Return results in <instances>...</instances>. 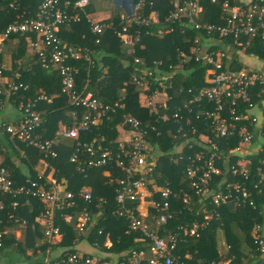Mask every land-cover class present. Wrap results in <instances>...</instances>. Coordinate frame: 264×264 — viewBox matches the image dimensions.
Returning a JSON list of instances; mask_svg holds the SVG:
<instances>
[{
  "label": "built area",
  "instance_id": "2783aa9c",
  "mask_svg": "<svg viewBox=\"0 0 264 264\" xmlns=\"http://www.w3.org/2000/svg\"><path fill=\"white\" fill-rule=\"evenodd\" d=\"M37 1L39 6L36 17L30 18L28 16L32 11L21 7L22 0H11L9 7L17 10V20L9 24L0 37V51L11 35L34 34L35 38L29 40V49L40 57L43 68H55L59 71L61 94L67 99V104L73 107L71 115L75 123L70 128L60 129L51 140H36L33 135L43 124V117L35 110L36 101L22 96L19 101L22 117L18 124L6 126L5 131L12 139L29 141L46 156L54 158L57 157L54 147L59 146L63 139L76 141L70 162L77 165L80 173H85V167L103 169L110 166L119 169L116 190L118 206L114 215L126 220L130 233L138 234L140 241L150 244L147 250L131 251L121 259L102 258L74 249L67 251L65 255L63 252L56 257L47 256L37 264H181L178 255L181 242H185L186 237L199 238L200 231L209 228L213 219L220 220L218 209L230 205L243 209L257 207L255 198L264 196V171L262 167H258V176L253 174L250 157L264 154V109L260 108L259 103L253 104V100L255 86L264 84V77L255 70L235 67V55L241 48H236L234 52L224 46L222 41L231 40L235 47L249 45L250 39H260L264 43V0H163L169 7L168 14L164 16L158 12L150 16L142 15V11L147 6L153 7L154 2L141 0L136 3L133 15L120 14L117 35L136 63L131 73V82L138 89L153 93L147 105L153 120L144 122L139 118L123 115V123L130 131L129 139L120 142L115 151H103L100 158L86 162L82 161L84 152L95 156L98 150L94 143L82 142L81 135L104 119L109 120L118 115L123 105L120 102H103L92 91L77 89L79 69L74 66V62L84 60L94 67V61L81 47L64 44L58 33L61 28H70L87 19L92 34L100 36L104 33L105 25L91 22L87 18L86 9L90 0H77L75 3L63 0ZM212 8L219 15V24L200 21L199 17L207 11L213 12ZM176 23H181L183 33L188 30L196 33L193 40L187 41L190 43V51L187 53L181 50V68L189 60L204 64L207 68L206 85L196 89L181 87V107L168 114L161 111L167 110V107L158 105L156 95L160 91L168 94L173 81L148 67L137 56V50L143 49L145 38L163 37L172 33ZM155 26L158 27L154 31ZM135 27H143V30H136ZM154 66L160 69L162 63L155 62ZM174 68L173 65L170 66L171 71ZM4 76V69L0 64V103L5 98L15 99L22 91H29L28 85L5 82L2 78ZM262 93L263 91L257 93V98H261ZM38 100L49 101L44 95ZM171 121L178 124L174 137L181 135V139H185L181 148H176L175 154L178 157L174 160L183 161L188 157L190 162L184 172L185 176L191 182L190 188L200 197L202 205H205L202 207H207L210 213L205 222L178 225L173 227L175 230L169 226L175 220V214L181 212L173 209L176 195L169 187L151 186L150 175L153 174L156 163L149 161L155 155L154 152L151 153V140L154 136L160 138L162 133L157 125ZM196 124H201L205 130L198 141L201 148L195 155L187 154L183 150H193L197 145L195 140L188 139L187 131L189 129L192 134H196ZM217 138L241 140L232 153L242 160L224 171L219 165H226L229 159L223 157L224 150ZM254 138H257V144L250 150ZM206 150L209 155H206ZM262 163L264 164V158ZM48 182V187L33 180L26 185L15 186L9 170L1 168L0 212L6 207L3 199L5 196L13 198L11 206L14 210L21 205L19 199L26 203L31 199L39 200L44 205L40 221L46 228V241L53 244L62 236L60 227L55 224L58 211L76 209L78 196L87 203H91L94 197L91 191L82 190L76 194L61 190L55 181ZM181 202L184 207L190 206L191 199L187 192ZM10 216L16 219L14 213ZM60 216L65 222L72 220L70 214ZM149 217L154 220V225L147 221ZM91 223L92 216L85 209L77 223L78 240L88 235ZM4 235L0 230V247ZM254 238L259 254L256 264H264V229L261 232V227L257 226ZM187 257L190 258L189 255ZM223 264H230L229 259L226 258Z\"/></svg>",
  "mask_w": 264,
  "mask_h": 264
},
{
  "label": "trees",
  "instance_id": "16d2710c",
  "mask_svg": "<svg viewBox=\"0 0 264 264\" xmlns=\"http://www.w3.org/2000/svg\"><path fill=\"white\" fill-rule=\"evenodd\" d=\"M11 0H0V35H3L9 24L17 20V10H12L9 7ZM21 7H26L32 11L28 16L30 18L36 17V11H38V1L37 0H22L20 3ZM166 8V5H165ZM210 18L207 23L219 24L220 19L217 11L212 8ZM149 7L142 11V15H147ZM169 8L167 7L164 14H168ZM120 21L115 18L116 29L119 28ZM144 27V26H143ZM143 27H135L136 30H143ZM158 26L153 27L155 31ZM168 28V26H164ZM181 23L175 24V30L166 34L163 37L153 36L145 38L143 44L145 45V50L140 48L137 50V56L141 58L142 61H154V60H164L167 65H179L181 64V50H185L187 53L190 51V43L196 37L194 31H181ZM69 31H64L62 37L68 41L69 46L81 47L84 51L88 52L94 61V67L88 61H78L74 62V66L79 69L77 75V89L79 91L87 90L92 91L95 96L99 99L105 101L114 100L117 98V91L120 88H127L128 91V109L127 112L134 114L135 116L142 119V121H148V113L145 110L139 109L138 107V92L137 87L131 82V72L134 71L135 61L133 57L128 55V48L120 43L117 37V32L114 30L107 31L104 42L97 44V35L92 34L90 30V24L85 20L80 24H75L70 28ZM35 35L31 34H18L11 35L7 41L13 42L15 49L13 50V71L12 76L13 83H23L29 86V91L21 92L15 97L16 103L18 104L21 97L30 98L32 101H36L35 110L43 117V124L36 129L33 137L36 140H51L55 137L56 133L61 129V124L66 128H70L75 123L73 116L71 115L73 107L67 104V99L61 94V75L59 71L55 68L45 69L41 64L40 57L33 53H29V40L34 39ZM224 41V42H223ZM222 43L224 46L229 47L231 50L236 52V48L248 47L246 51L250 55L259 56L264 60V43L260 39H250L249 45L243 47H235L231 40L223 39ZM106 53L104 58L105 65L110 66V73L102 78V72L99 68L96 55ZM2 53L0 52V62ZM122 60L129 61L130 64L128 68L124 69L121 64ZM97 64V66H96ZM236 67V66H235ZM238 68V67H237ZM206 66L200 62H195L194 60H189L181 68L180 76L175 80V87L171 90L170 94L175 98L179 96V91L181 87L183 88H200L206 85L205 74ZM187 71V74L184 72ZM6 74V71H4ZM16 74L19 78H16ZM128 83L127 85H125ZM102 87V88H101ZM254 100L253 104L261 103V99L264 100V84L255 86ZM261 94V98H257V93ZM42 95L46 96L48 100H38ZM12 98V100H15ZM171 114L175 111V104L170 105ZM80 118L76 121H79ZM122 116H113L111 119H104L100 124L93 126L88 132L81 135V141L85 143H94L97 147L98 153L95 156H89L85 151L82 156V161L86 162L89 160H95L100 158L103 151L110 150L115 151L118 146V125L122 122ZM155 123V121H154ZM197 125V124H196ZM158 129L161 131V137L151 140V146L155 147L154 140L161 150H163V156L157 161L156 168L153 172L154 176L162 174L158 183L164 187H169L172 189L176 198L173 199V209L181 210L177 212V219L171 222L170 228L178 225L193 224L195 222L202 223L205 222L204 214L198 211L202 208V203L200 202V197L196 195V192L190 188V180L185 176V170L189 164L188 157H185L183 161H175L178 154H175L176 148H181V143L185 139H181V135L178 138L174 137L178 124L174 122H169L165 124H158ZM198 130L196 134H192L188 129V139L195 140L196 144L193 150L185 149L187 154H196L200 150V145L198 144L200 135L205 133L204 128L201 124H198ZM124 128L126 126L124 125ZM127 129V128H126ZM168 130V131H167ZM6 132V131H5ZM254 133V132H253ZM257 135V132L255 131ZM4 141L0 144L1 148H5V161L1 168H6L9 170L10 175L12 173L11 179L13 180L15 186L26 185L28 181H38L43 183L45 187L50 184L48 180L38 176L35 172L34 167L37 165L38 161L42 158L48 162L47 174L56 179L58 183L67 186V190L72 191L76 194L81 192L85 186H89L93 191V201L87 203L83 198L77 197L78 207L73 210H63L58 211L55 224L60 227L61 235L64 237L62 246L72 245V241L79 238V230L77 228V223L85 209H88L92 216V223L90 224L87 234H89V240L93 244H104L106 240L105 237L108 233L111 235L112 246L107 248L110 251L117 253H130L134 250L148 249L150 244L148 242H142L139 239V235L136 233H129V226L125 219L117 217L114 215V211L117 209L116 202V190L118 188L117 183L110 182V179L105 176L104 172L109 169H116L117 176L120 174V170L110 166L103 169L98 168H87L85 173H80L77 171V165L70 162V155L72 151L71 144L64 145L62 149H59L60 154L57 158L46 156L37 147L33 146L29 141H20L17 139H12L11 136L6 132ZM216 139V138H215ZM257 139V138H256ZM252 141L250 150H252L256 145V140ZM223 147V157L228 158L229 162L225 164H220V168L224 171L229 166L242 160L241 157L233 154L236 147L240 143V139H218ZM21 151L24 152L21 155ZM154 152V148L151 153ZM206 155H209L208 150L205 151ZM233 154V155H232ZM18 156L21 161V166L16 165L13 162V156ZM195 157V156H194ZM196 158V157H195ZM208 158V157H207ZM264 154L260 156L250 157V166L253 169V174H259L258 167H262L264 171V164L262 163ZM149 161H154V159H149ZM175 161V162H174ZM220 163V162H219ZM222 163V162H221ZM22 166H25L30 171L28 176H23L21 174ZM31 178L30 180H27ZM188 193L191 199V204L189 207H184L182 204V198L184 193ZM5 201V209L0 212V230L11 228L13 224L8 223V220L13 218L10 216L14 213V221L16 224H23L24 221L28 220V242L25 246L15 239L12 234L4 235L1 241L0 252L8 256L16 255L19 258L27 255L28 250L37 251L41 246H35V237H41L42 234L45 238L46 228L45 226L36 227L32 229V224H34L36 217L44 211V205L37 199H31L30 203H26L14 210L10 205L13 198L10 196L3 197ZM257 207H247L238 208L235 205L223 206L218 209L220 214V220L213 219V225L211 227L204 228L200 231V237L187 238L181 242L178 250V255L180 256L181 264H219L220 256L216 251V239L213 234V229L216 230L217 227L222 228L227 236V242L231 245L229 249L230 254L228 259L231 258V264H244V260L248 259L254 264L258 261V252L255 245V230L257 226L264 229V196H257ZM22 201V199H19ZM30 209L34 210L30 212ZM12 210V211H11ZM10 213V214H9ZM65 214H70L72 216L71 222H65L63 217L60 216ZM26 219V220H25ZM6 226V227H4ZM212 232V233H211ZM181 234V239H182ZM139 239V240H138ZM186 240V239H185ZM47 246H51L47 244ZM250 247L248 254L246 255L243 250ZM46 249L47 247H43ZM42 249V248H40ZM67 251L64 253V255ZM189 254L190 258L186 257ZM33 264V263H29Z\"/></svg>",
  "mask_w": 264,
  "mask_h": 264
},
{
  "label": "crops",
  "instance_id": "0c3cea01",
  "mask_svg": "<svg viewBox=\"0 0 264 264\" xmlns=\"http://www.w3.org/2000/svg\"><path fill=\"white\" fill-rule=\"evenodd\" d=\"M76 1L77 0H63V2H71V3H75ZM139 1H141V0H90V5L86 9L87 18L91 22L100 23V24L105 25L104 33L102 35L98 36V38L96 39V43L100 44V43L104 42V37H105L107 31L114 30L116 33L118 28L116 29L115 18H118V20L120 21V14H122V13L127 14V15H133L135 13L136 3ZM144 1L154 2V6L149 7L148 16H150L151 14H153L155 12H158L163 16L166 15V14H164V11L168 7V5H166L163 2V0H144ZM114 3H116V6ZM165 5H166V8H165ZM113 6H115L116 8H113ZM107 9L111 10V13L108 14L106 17H100V14L102 13V11L107 10ZM210 15H211V13H208V11H207L204 15L199 17V20L207 23L209 18H210ZM86 21L88 23L87 19H86ZM119 25H120V23H119ZM69 30L70 29H67V28H61L59 33H58L62 42L68 46L70 44L68 43V41H66L62 37V33L64 31L67 32ZM1 36L2 35H0V37ZM97 40L99 42H97ZM14 44L11 41H6L2 46V51H0L2 53L0 64L3 67L4 71H6L5 76L2 77L5 82H12L11 81L12 76H14V73L11 74V72L13 71V68H14L13 67V62H14L13 61V53H11L9 50V45L10 46L13 45V49H15ZM143 46H144L143 49L140 48L141 50H145V45H143ZM247 50H248V47H245L244 51H242L240 49L236 53L235 59H234V62H235L234 66H236L238 68H246V69H250V70H255V71L261 73L264 77V60L262 58H260L259 56H256V55L252 56V55L248 54L246 52ZM29 53L31 55H33V53L30 52V49H29ZM105 57H106V53L96 55V59L98 61L99 68L102 72V78L101 79H104L105 76L108 75V72L110 73V66L105 65V63H104ZM155 62H161L162 63V66L160 69H158V68L156 69V67L154 66ZM121 64L123 65V68L126 69V68H128V65L130 64V62L126 61V60H122ZM146 64L148 65V67H151L154 70H157L162 76H168L170 78V81H173L172 82L173 85H172L171 90L174 89L175 84H176L175 80L180 76L179 74L181 72V64H179V65H173L172 64L175 67L173 71L170 70L171 65L170 64L167 65L164 60H154V61L146 60ZM96 66H97V64H96ZM184 73L187 74V71H185ZM18 75L16 74V78H19ZM127 84L128 83H126L125 85H127ZM136 91L138 92V107H139V109L147 111L148 121L153 120L149 115L150 111H149V108L147 106L148 101H149V97H151L153 93L144 92V91L138 89V87H137ZM170 91L168 92V94H165L164 92L160 91L162 98H164V99H162L161 102L158 101L157 103L161 107L162 106L167 107V110L162 109L161 111L170 112L171 111L170 105H172V104H175V106H176L175 110L177 108L181 107V102L183 101V99L181 97V89L179 91V96L177 98L176 97L174 98L173 97L174 95L172 96L170 94L171 93ZM128 96H129V94H128L127 88L124 87V88H120L117 91V98L116 99L109 100V101H105L103 99H100V100L103 102H106V103L120 102L123 105V108L119 111V114L115 115V116L121 115L122 119H123V115H128V116H133V117L139 118V117L135 116L134 114L127 112ZM260 108L264 109V100L263 99H261ZM21 113L22 112L20 111L19 103L17 104L11 98H5L0 103V144L4 141L3 139L5 138L4 136L6 133L5 132L6 126L18 124L19 120L22 117ZM140 120H142V119H140ZM60 126H61V129L65 128V126L62 124ZM126 128H124V123L122 120L121 124L118 125L119 138H118L117 144H119L120 142H122L124 140L129 139L130 131L128 130V128L127 129ZM156 143H157V141L155 139L154 140L155 147L154 146H152V147L154 148V153H155L153 162H155L157 164V161L164 155L163 154L164 152H163V150H161L160 146ZM68 144H71V148L74 146L72 148V151H73L75 146H76V141L71 140V139H63L62 143L59 146L54 147V150L57 154V157L60 154L59 149H62L64 147V145H68ZM5 152H6V149L1 148V150H0V169H1V167L5 161V157H4ZM23 154H24V152L21 151V155H23ZM71 154H69V155L71 156ZM12 159L16 165L21 166V161H20V158L18 156L14 155ZM47 168H48V162L42 158L38 161L37 165L34 167L35 172L38 173V176L43 177L46 181L48 180L51 183H53L55 181L61 190H64V191L67 190V186H64L63 184L58 183L56 181V179L52 176V174L48 175L46 173ZM20 169H21V174L23 176H28L30 174V171L25 166H22V168H20ZM117 173H118V171L116 172V169H109V170H106L104 172L105 176H107L110 179V182H115V183H117V179L120 176V174L117 176ZM161 176H162V174H158L157 177L154 176V174L150 175L151 186L158 187V188H164V186H162L158 183V181H159L158 178H160ZM11 177H12V173H11ZM30 179L31 178H29L27 180H30ZM83 190L93 192L92 188L89 186H85L83 188ZM30 201H29V203H30ZM20 202H21V205L19 207H22L26 203L24 200H22ZM29 203H26V205H28ZM203 206H205V205L203 204ZM201 208L202 209L198 211V214H199V212L201 214H204V218L206 219V217H208L210 215V213L207 211L208 210L207 207H205V208L201 207ZM32 211H34V210L30 209V212H32ZM176 218H177V215H176ZM147 221L149 222V224L154 225V220L152 219V217H149L147 219ZM9 222H11L13 224V226L11 228H7L6 226H4L6 228L1 230V232L5 235L6 234L11 235L12 234L13 236H15V239L18 242H20L21 244H23V246H25V248H26L27 247L26 244L28 242V233H27L28 227H29L28 220H26V224H19V225H17L16 224L17 222H15L14 219L12 220L11 218L8 220V223ZM0 224H2V221H0ZM211 224L213 225V221H211ZM2 226H3V224H2ZM31 226H32L33 230L36 227L42 226L39 215L36 217L34 224H32ZM214 229L212 232L215 235V239L217 241L216 251H217L218 255L220 256L219 264H223L225 262V259L230 254L229 249L231 248V245L228 244L226 233L222 228L217 227L216 230H214ZM19 231L23 234L22 237L17 236ZM187 238H191V237H186V241H187ZM105 239L106 240L104 241V244H102V245L101 244L100 245L99 244H93L89 240V234H88L86 237H84L81 240L75 239L74 241H72V245L62 246L63 240H64L63 236H61L55 243L50 244L46 241V238L42 234L41 237H38V236L35 237V246L36 245L41 246L40 248H42V249L39 248L37 251H33L34 249H32L30 251L28 250L27 255L22 257V260H24V261L26 260L28 262V264L30 262L33 264H37L38 262L43 261V259L47 256H50L51 258L56 257V256L61 255L63 252L71 251L74 249H78L81 252L88 253L91 255H96L98 257L110 258V259H121L124 255L127 254V252L126 253L125 252L124 253H121V252L117 253V252H113V251H110L107 249V248H110L112 246L110 233H108L106 235ZM47 244H49L51 246H47ZM43 247H47V248L44 249ZM87 247H90V249H87ZM246 248L247 249L243 250V252L247 255L250 247H246ZM3 255H6V254H3L2 252H0V258ZM188 255L189 254H186V257ZM243 260H244V264H254L253 262L250 263V261L246 258L245 259L243 258ZM229 261L231 264V258L229 259ZM0 264H1V262H0Z\"/></svg>",
  "mask_w": 264,
  "mask_h": 264
},
{
  "label": "rangeland",
  "instance_id": "374dc122",
  "mask_svg": "<svg viewBox=\"0 0 264 264\" xmlns=\"http://www.w3.org/2000/svg\"><path fill=\"white\" fill-rule=\"evenodd\" d=\"M115 4V6H116V3H114ZM113 4V5H114ZM115 6H113V8H116ZM111 13V10H109V9H107V10H103L102 11V13L100 14V17H106L108 14H110ZM9 50H10V52L12 53L13 52V45H9ZM242 51H244V48H242L241 49ZM157 102L159 101V102H161V100L162 99H164V98H162V95H161V93L159 92V93H157ZM158 112L160 113V110L158 109ZM158 158V157H157ZM162 158V157H161ZM160 158V159H161ZM175 162V161H174ZM93 193V192H92ZM94 197V196H93ZM22 233L19 231L18 232V237H22ZM87 249H90V247H87ZM94 256H96V255H94ZM0 262H1V264L3 263V264H28V262L25 260H22V258L20 257H18V256H16V255H12V256H8V255H3V256H1V258H0Z\"/></svg>",
  "mask_w": 264,
  "mask_h": 264
}]
</instances>
